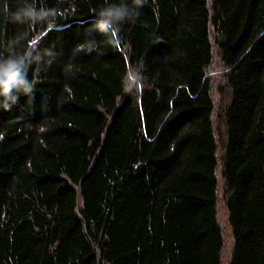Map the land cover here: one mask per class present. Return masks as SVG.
<instances>
[{"label": "trees", "instance_id": "trees-1", "mask_svg": "<svg viewBox=\"0 0 264 264\" xmlns=\"http://www.w3.org/2000/svg\"><path fill=\"white\" fill-rule=\"evenodd\" d=\"M38 2L67 26L0 109V264H264V0H142L115 36L111 0Z\"/></svg>", "mask_w": 264, "mask_h": 264}, {"label": "clouds", "instance_id": "clouds-1", "mask_svg": "<svg viewBox=\"0 0 264 264\" xmlns=\"http://www.w3.org/2000/svg\"><path fill=\"white\" fill-rule=\"evenodd\" d=\"M142 0H134V7H129L127 0H111L99 9L92 31L115 36L121 22L134 19ZM63 14L55 7L42 6L38 0H0V16L8 22L25 26L6 42L0 51V109H8L20 95L29 96L36 90L39 83L38 65L45 56H51V50L41 52L38 48L39 39L49 30H59L66 24L58 23ZM34 26L41 30L32 33ZM95 45L80 42L75 46L76 52H91ZM51 61L49 60L48 63ZM33 74L29 76V70Z\"/></svg>", "mask_w": 264, "mask_h": 264}, {"label": "rangeland", "instance_id": "rangeland-1", "mask_svg": "<svg viewBox=\"0 0 264 264\" xmlns=\"http://www.w3.org/2000/svg\"><path fill=\"white\" fill-rule=\"evenodd\" d=\"M209 71H210L209 72L210 74H212V73L214 74L215 79L220 78L219 76L221 75L222 67H221V64L219 62V58L217 56H214L213 61H211V63L209 64ZM220 212L222 213V211H220ZM225 240H226L225 247L229 248V246H230L229 234Z\"/></svg>", "mask_w": 264, "mask_h": 264}]
</instances>
